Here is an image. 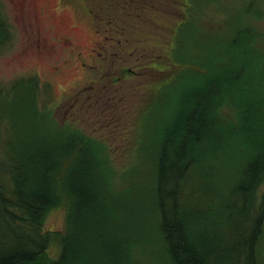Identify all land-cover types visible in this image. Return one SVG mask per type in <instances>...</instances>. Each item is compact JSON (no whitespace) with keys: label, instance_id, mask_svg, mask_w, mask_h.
I'll return each instance as SVG.
<instances>
[{"label":"trees","instance_id":"obj_1","mask_svg":"<svg viewBox=\"0 0 264 264\" xmlns=\"http://www.w3.org/2000/svg\"><path fill=\"white\" fill-rule=\"evenodd\" d=\"M179 2L182 9L185 2ZM91 3L93 5L92 0ZM263 5L264 0L256 5L254 0L242 4V12L231 27L230 36L219 39L216 47L188 40L185 26L191 20L187 24L178 23L164 59L168 62L167 69L175 66L177 70L154 82L158 96H153L155 103L151 100L146 105L147 112L140 119L124 121L118 117L122 124L134 125L133 134L144 141L143 146H138L141 161L136 187L127 188L120 197V200H128L133 197V191L138 193L148 182L142 196L147 198L146 207L129 216L134 227L127 225L120 213L106 210L107 217L101 214H105V200L97 189L100 185L107 190V172L104 169L100 178L96 155L89 148L99 151L101 159L106 152L103 150L105 140L101 142L68 124L57 126L54 119L55 136L50 137L42 129L37 132L49 107L35 102L33 97L39 95L40 88H33L32 84L33 96L28 97L30 84L20 83L23 78L11 86V89L18 88L13 96L10 97L11 89L0 92V120L10 121V130L6 129L4 137L0 138V264H37L36 257L49 264H264V131L254 124L258 106L264 104L259 100L249 102L247 96L237 90L242 87L234 86L236 94L225 93L211 99L210 109L209 103L201 97L193 104V112L188 109L179 115L181 98L206 87L209 92L202 95L210 97L223 82L219 76L225 74L228 78L237 75L245 79L242 73L249 71L251 81L262 88ZM101 10L96 9L98 21L104 20ZM185 15H189L188 12L183 13L184 21ZM3 22L0 19V27H4ZM110 22H113L111 18ZM116 23L110 28L117 35ZM4 38H0V48L11 37L2 40ZM247 50L253 57L258 54L261 61L252 58L250 61ZM224 58L229 66L211 79L210 66L215 61L221 63ZM149 66L158 71L167 70L153 63ZM233 69L236 72H229ZM183 76L185 80L178 83ZM249 86L247 83V88ZM169 89L171 101L167 102L164 95ZM174 90L178 96L173 98ZM260 94L264 96V89ZM216 95L213 93L212 98ZM18 105L29 110V114L23 113L24 118L14 117L19 116ZM132 115L136 113L133 111ZM25 119L28 130L25 127L23 136H18L19 131H23L18 126L23 125ZM166 121L172 125L164 136L167 140L163 138L159 146L151 135ZM205 126L212 129V134L205 133ZM243 131L252 136L253 142ZM56 143L66 144L65 151L57 153ZM233 145L239 147L237 151L232 150ZM109 156V166L120 164L116 155ZM233 160H236L234 164ZM95 177L99 183L92 181ZM52 182L56 187L53 190ZM118 183L121 185V180ZM118 190V187L108 189L109 192ZM246 201L253 205L244 212ZM60 204H66L69 210L66 232L61 237L59 258L50 261L49 240H54L58 234L44 230V221L49 210ZM225 205L229 215L217 214V209ZM179 208L184 209L180 210L182 217L176 216ZM112 219L118 222L115 236L123 235L124 240H115L111 233L106 238V234L97 230L110 228L108 223ZM188 223L203 233L196 232L193 239ZM212 225L216 232L207 235L204 231ZM89 229L94 234L92 237L86 235ZM210 257L211 263L207 260Z\"/></svg>","mask_w":264,"mask_h":264},{"label":"rangeland","instance_id":"obj_2","mask_svg":"<svg viewBox=\"0 0 264 264\" xmlns=\"http://www.w3.org/2000/svg\"><path fill=\"white\" fill-rule=\"evenodd\" d=\"M92 1L93 5L91 0H0V19L5 21L4 27H0V38L5 37L2 40H6L11 37L0 48V92H7L11 86L19 83L23 78L20 83L27 81L30 84L31 90L27 93L28 97L33 96V85V88H40L39 95L33 97L35 102L47 109V105L49 106L48 112H45V118L50 123L43 116L41 119L43 125L41 128L40 126L36 128L37 132H41L42 129L52 137L55 136L54 125L68 124L101 142L105 140L103 150L106 152L101 159L99 151L89 148L96 155V167H98L97 172L100 178L104 175V169L107 172L105 177L107 190L100 185L97 189L98 195L105 200V214L103 212L101 214L107 217L106 210L120 213L126 224L134 227L131 224L133 219L130 217L146 207L147 198L142 196L148 182L128 200H120V197L127 188L136 187L139 174L137 168L141 161L138 154L141 151L138 146H143L144 141L140 136L133 134L136 130L134 125L122 124L120 119L124 121L126 118L140 119L142 114L147 112L146 105L151 100L155 103L153 96H158L154 91V82L160 81L161 78L177 70L175 66L167 69L168 62L164 59L166 49L173 41V29L178 23L187 24L191 20L185 26V35L189 41L215 46L219 39L227 34L230 36L231 27L242 12L241 5L246 4L248 0H183L185 6L182 9L179 6L180 0H105L104 3L103 0ZM260 1L254 0L255 5ZM101 2L102 5H100ZM98 4L103 11L104 20L102 21L101 19L98 21L99 13L94 9L99 7ZM262 8L264 9V5ZM187 12L189 15L184 16V21L183 13L187 14ZM110 18L114 23L117 22L116 28H119L117 35L110 28V25H115L110 22ZM7 20L8 24H6ZM117 37L124 45L120 50L117 49ZM96 48H101L102 55L96 53ZM245 53L250 61H252L251 58L261 61L258 54L253 53V57L248 50ZM95 55L101 57L102 67L100 62H95ZM84 63L86 66L89 65L90 73H87ZM150 63L160 67L159 69L167 70L158 71L150 67ZM228 66L227 58H224L221 63L215 61L209 69L210 78H217L216 74ZM125 67H133L138 74L135 71L131 72L135 74L128 72L123 74L122 70ZM96 71H99L98 74ZM232 71L236 72V69L229 70V72ZM100 76L103 78L101 79ZM242 76L245 79L237 75L231 78H228L226 74L219 76L223 82L217 85L219 87L215 88L210 97L204 98L202 95L209 92L208 87L189 92L187 96L180 99L179 115H182L181 111L187 112L188 109L193 112V104L201 97L209 103L210 109L211 99L214 100L225 93L236 94V91L232 89L234 86L242 87V89L238 87L237 90L246 95L249 102L255 103L259 100L264 104V96L260 94L264 89V83L262 88L255 85V81H251L252 74L249 71L242 73ZM184 80L183 76L178 83ZM247 83L250 85L248 88ZM254 86L257 87L252 88ZM17 90L18 88L11 89L10 97ZM170 93L169 89L164 95L167 102L171 101ZM213 93L217 94L214 98H212ZM176 96L178 92L174 90L173 98ZM17 107L19 116L13 115L15 119L22 116L24 118V112L29 114L26 106L18 105ZM133 111L136 113L135 116L132 115ZM257 112L254 124L257 127L261 126L264 131V105H259ZM29 120L32 119L29 117ZM9 123V120L7 122L5 119L0 120L1 139L4 137V131L10 130ZM171 125L172 122L167 121L160 123L151 135V139L157 141L156 144L160 146ZM21 126H18L19 130L23 129V131H19L18 136H23L24 129L28 130L29 125L26 119ZM216 131L218 132L217 129ZM249 131H251L250 128ZM205 133L212 134V129L205 126ZM243 133L253 142L254 139L250 134L245 131ZM227 134L226 137L229 136V133ZM164 139L166 141L167 137ZM22 141H24L23 137ZM65 145L56 143L58 147L56 152L65 151ZM237 148L239 147L233 145L232 150L237 151ZM109 155H116L115 159L120 164L109 166ZM235 162L236 160H233V164ZM119 180L122 182L121 185L118 183ZM92 181L99 183L96 177ZM111 187H118L119 190L109 192L108 189ZM98 199L101 202L99 197ZM180 210L184 211L179 208L177 217H182ZM68 211L66 204H60L49 210L45 218L44 230H52L58 234L54 240H49L47 254L50 261L58 259L61 254V237L66 232L65 219ZM117 224V220L112 219L108 223L110 228L97 230L106 234V238L108 233L114 237L115 232L118 231ZM188 224L193 239L196 232L203 233V230L199 228L194 230L190 223ZM213 225L209 230L204 231H207V235L216 232ZM86 235L93 236L92 229H89ZM115 240L122 241L124 236L117 235ZM207 260L211 263V257Z\"/></svg>","mask_w":264,"mask_h":264},{"label":"bare ground","instance_id":"obj_3","mask_svg":"<svg viewBox=\"0 0 264 264\" xmlns=\"http://www.w3.org/2000/svg\"><path fill=\"white\" fill-rule=\"evenodd\" d=\"M58 175L56 174L55 177H57ZM51 188L52 190L55 189V185L53 184V182L51 183ZM132 194H137L136 191H133ZM251 205H253L252 202H247L246 201V204L243 208V211L246 212L248 210V208L251 207ZM217 214H220V215H229V208L225 205L224 207H221V208H218L217 209ZM37 264H49L47 261H45L44 259H42L41 257H36V261H35Z\"/></svg>","mask_w":264,"mask_h":264},{"label":"flooded vegetation","instance_id":"obj_4","mask_svg":"<svg viewBox=\"0 0 264 264\" xmlns=\"http://www.w3.org/2000/svg\"><path fill=\"white\" fill-rule=\"evenodd\" d=\"M100 41H101V38L99 39ZM100 50H101V48H96V53L97 54H101L102 55V53L100 52ZM95 60H101V57H99V56H97V55H95V58H94ZM133 67H131V68H128V67H125L124 68V71L125 72H132L133 70ZM124 72V73H125ZM87 74V73H86ZM89 75V74H88ZM100 78L102 79L103 77L102 76H100ZM119 78H117V80H118Z\"/></svg>","mask_w":264,"mask_h":264}]
</instances>
